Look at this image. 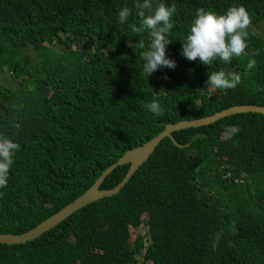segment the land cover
Returning a JSON list of instances; mask_svg holds the SVG:
<instances>
[{
  "label": "trees",
  "instance_id": "trees-1",
  "mask_svg": "<svg viewBox=\"0 0 264 264\" xmlns=\"http://www.w3.org/2000/svg\"><path fill=\"white\" fill-rule=\"evenodd\" d=\"M163 2L176 9L166 48L176 67L147 77L141 53L151 39L136 0H0V137L20 146L0 187V233L37 227L168 124L264 106V0ZM239 5L250 18L240 56L205 65L181 55L198 8L223 14ZM122 7L130 15L120 23ZM220 70L239 72L240 83L212 87L208 75ZM153 101L162 115L148 111ZM229 125L240 128L231 139ZM173 136L119 193L32 241L0 244V264H264V115ZM129 168L115 169L101 188L118 186ZM144 225L133 240L131 228ZM93 235L98 251L85 254Z\"/></svg>",
  "mask_w": 264,
  "mask_h": 264
},
{
  "label": "clouds",
  "instance_id": "clouds-1",
  "mask_svg": "<svg viewBox=\"0 0 264 264\" xmlns=\"http://www.w3.org/2000/svg\"><path fill=\"white\" fill-rule=\"evenodd\" d=\"M135 8L138 17L141 18L142 27L149 30L151 39L148 49L141 53L143 72L148 77L158 69H174L176 62L166 55V48L171 43L167 33L172 28L170 21L173 22V15L176 12L175 6L166 5L163 0H160L153 7V0H136ZM146 11L149 14L146 15ZM129 15L130 9L128 7L120 8L117 12L118 22H125ZM249 23L250 18L243 5L229 7L223 14L198 8L184 42L181 44V55L189 61L198 58L205 65L214 60L228 64L232 57L240 56L247 47ZM129 46L133 47L131 42ZM140 47H144L142 42H140ZM254 64V60H249L247 67L251 69ZM240 79L239 72L226 73L220 70L208 75L207 83L214 88L231 89L240 83ZM147 109L156 116L162 115V108L156 101L149 103ZM239 131L240 128L237 125H229L226 128L227 137L231 139ZM19 147V144L12 139L0 137V187L7 183L9 169L14 163L13 158ZM239 182L243 183V181ZM248 188L250 187L248 186ZM101 190L107 189L101 188ZM97 246V237L93 235L84 244L83 253L95 254L98 251Z\"/></svg>",
  "mask_w": 264,
  "mask_h": 264
},
{
  "label": "water",
  "instance_id": "water-1",
  "mask_svg": "<svg viewBox=\"0 0 264 264\" xmlns=\"http://www.w3.org/2000/svg\"><path fill=\"white\" fill-rule=\"evenodd\" d=\"M242 113H259L264 115V106L259 105H240L233 106L228 109H225L221 112H217L214 115L194 119V120H183L174 124L166 125L165 129L159 133L154 138L148 140L144 144L132 148L127 151L116 164L112 165L108 168L99 179L94 183V185L86 191L82 196L76 199L74 202L69 204L68 206L62 208L55 215L47 219L46 221L39 224L37 227L29 230L24 234H5L0 233V244L6 245H21L25 244L29 241H32L42 234L46 233L49 229L59 225L61 221L67 219L74 212L82 209L83 207L97 202L105 197H110L119 193V191L124 188L128 182L133 178L135 173L139 170V168L144 165L151 155L154 153L156 148L162 143V141L169 137L175 142L173 133L188 129V128H199L209 124L216 123L224 118L242 114ZM180 146V145H179ZM184 147V146H180ZM130 165L129 171L123 181L113 189L101 190L102 184L109 177V175L118 167L124 165Z\"/></svg>",
  "mask_w": 264,
  "mask_h": 264
},
{
  "label": "rangeland",
  "instance_id": "rangeland-1",
  "mask_svg": "<svg viewBox=\"0 0 264 264\" xmlns=\"http://www.w3.org/2000/svg\"><path fill=\"white\" fill-rule=\"evenodd\" d=\"M147 230L148 229H147L146 225H144L141 228H137V229L131 228V231H132V234H133L132 235L133 240H135L138 235L146 234ZM140 261H142V258L140 259Z\"/></svg>",
  "mask_w": 264,
  "mask_h": 264
}]
</instances>
